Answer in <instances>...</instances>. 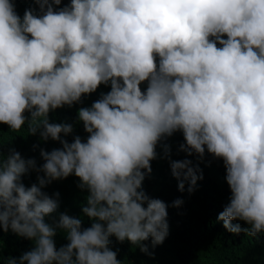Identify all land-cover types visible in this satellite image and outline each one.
<instances>
[{
    "label": "clouds",
    "instance_id": "1",
    "mask_svg": "<svg viewBox=\"0 0 264 264\" xmlns=\"http://www.w3.org/2000/svg\"><path fill=\"white\" fill-rule=\"evenodd\" d=\"M35 3L43 15L25 10L21 21L14 3L0 0V123L19 132L27 111L29 134L42 127L43 139L59 140L72 127L49 123L51 110L101 84L111 91L78 112L86 142L41 152L47 180L39 186L21 183L34 160L0 158V227L35 240L19 264H120L112 236L163 243L167 206L139 189L158 142L177 131L188 155L207 149L224 162L232 195L218 215L223 227L239 234L232 221L241 220L247 235L264 233V0H71L60 11L52 5L61 0ZM171 170L179 190L188 181L192 192L190 161ZM73 173L89 193L82 211L97 221L83 231L66 214L55 227L44 222L59 205L41 189ZM57 228L69 241L58 251Z\"/></svg>",
    "mask_w": 264,
    "mask_h": 264
},
{
    "label": "trees",
    "instance_id": "2",
    "mask_svg": "<svg viewBox=\"0 0 264 264\" xmlns=\"http://www.w3.org/2000/svg\"><path fill=\"white\" fill-rule=\"evenodd\" d=\"M10 2L14 3L15 12L21 21L25 10H32L37 17L43 15L35 0ZM70 4L71 0H61L60 5L53 4L52 7L54 11H60ZM223 38L227 39L226 36ZM217 46L220 47L219 44ZM158 63L159 57L157 65ZM147 87V81L140 85L141 91H146ZM110 91V83L101 84L95 92L82 95L80 101L72 106L64 105L51 110L48 114L49 123L72 127V132L68 135L61 133L59 140H52L51 137L43 139L42 127L34 135L29 134L28 122L31 114L27 111L24 113L25 125L19 132H12L7 124L0 123V158L6 159L12 153H19L25 161H35V168L29 169L21 176V183L25 188L39 186V179L47 180L42 171L45 160L41 152L62 150L61 141L71 144L76 137L82 142L87 141L89 134L85 131L83 122L79 120L78 112L81 108H90L95 101ZM185 144L181 131L162 138L155 149L156 158L150 162L151 172L145 171V178L139 189L150 199H159L167 206L168 235L163 243L153 245L149 238L136 246L127 240L120 242L112 236L109 238V249L116 253L120 264H264V233L251 237L244 231L250 225L241 220H234L232 224L241 228L239 234H234L226 230L223 222L218 220V215L229 204L232 195L226 182L223 160L209 154L207 149L203 157L194 152L188 155L187 151L181 150V145ZM184 160L190 161V166L198 177L192 192L188 191L191 186L188 181H184L185 188L181 192L178 188L179 181L172 175L171 163ZM80 183L73 173L67 178L45 184L41 191L57 199L59 205L56 211L45 217L46 224L55 227L62 214L80 219L82 231L97 222L89 219L82 211L87 206L89 193L79 187ZM177 200L182 203L179 207H174ZM53 240L57 251L69 243L66 233L58 228ZM141 247H146L147 251L142 252ZM34 248V239L19 236L11 228L4 231L0 227V264H8L10 259L19 264L20 257Z\"/></svg>",
    "mask_w": 264,
    "mask_h": 264
}]
</instances>
